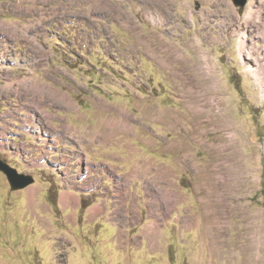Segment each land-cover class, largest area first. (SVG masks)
<instances>
[{
  "label": "rangeland",
  "instance_id": "1",
  "mask_svg": "<svg viewBox=\"0 0 264 264\" xmlns=\"http://www.w3.org/2000/svg\"><path fill=\"white\" fill-rule=\"evenodd\" d=\"M51 1L0 0V87L14 88L0 91V120L9 108L45 125L10 117L9 139L0 134V160L35 179L12 191L0 172V264H264V0ZM34 78L76 109L27 107L37 96L15 88ZM114 113L134 123L133 154L91 143ZM83 155L124 175L108 170L102 217L73 224L71 210L56 211L60 181H104L81 172ZM143 160L165 164L148 163L144 196L129 175ZM114 204L129 209L116 215L122 229L108 223Z\"/></svg>",
  "mask_w": 264,
  "mask_h": 264
},
{
  "label": "crops",
  "instance_id": "2",
  "mask_svg": "<svg viewBox=\"0 0 264 264\" xmlns=\"http://www.w3.org/2000/svg\"><path fill=\"white\" fill-rule=\"evenodd\" d=\"M72 100V99H71ZM73 101V100H72ZM74 102V101H73ZM114 111L115 110H119V111H123V112H127L129 115L130 113L126 110H121V109H114L112 108ZM22 111V110H21ZM8 112H9V108L6 109L4 112H3V115L1 116L2 117V120H0V134L1 136H5L6 138H8V125H9V122H10V117H8ZM106 112V111H104ZM18 113H21V112H18ZM49 115H50V118H49V121L51 122V120L54 118L52 116V114H50L49 112H47ZM115 114V113H114ZM23 114H21L20 116H22ZM5 116V117H4ZM25 116V113L24 115ZM115 116L117 117V120H118V115L117 113L115 114ZM12 117V116H11ZM17 118V119H16ZM21 118H18V117H13V120H11L14 124L15 121H19L22 123V120L20 121ZM114 120V119H112ZM116 121V119H115ZM133 122L131 123V132H130V135L128 134H120V135H117L115 138L111 139L110 141H100L98 139V134L100 133H103L104 132V129L102 132H97L93 137H92V140H91V143H100V144H108V143H111V142H118L120 145H124L126 146L128 149H129V152L131 154L135 153V149L129 145V143L125 142L127 139H135V138H138V135L135 133V127L133 126ZM155 124V123H153ZM52 125V124H51ZM23 126V124H22ZM45 126V125H43ZM105 126H106V123H105ZM141 126V125H140ZM55 127V126H54ZM143 127V126H142ZM18 128V127H17ZM25 128V127H24ZM134 128V129H133ZM145 128V127H143ZM56 130H61V132H55V135H59V138L62 136L64 137V139L66 140V136H65V132H64V129L62 128H56ZM146 130L148 131H152L150 128H145ZM155 132H153L154 134ZM19 135V134H17ZM20 136V135H19ZM133 136V137H132ZM22 137V136H21ZM23 138V137H22ZM22 138H18V140H21ZM9 139V138H8ZM148 139H143V141L146 143V144H149V145H153V142L154 141L153 139H151L150 141H146ZM24 141V140H23ZM68 141V140H66ZM69 143H71V141H68ZM21 143V142H20ZM19 143V144H20ZM77 144L79 143L78 141L76 142ZM4 143H1V147ZM68 144V143H67ZM154 144H155V141H154ZM60 147V146H59ZM79 147V145H78ZM133 149H132V148ZM80 148V147H79ZM69 150V149H67ZM70 151V150H69ZM5 153H8L7 151H3ZM2 153V152H1ZM25 153H26V150H25ZM23 156V155H22ZM110 157H112V155H109ZM82 162L85 161L86 164L83 165V164H80L82 166H79L78 168H80L81 172H85V174L88 175V177H91L90 179H103V184L101 185V182H98L97 181V185L94 186V188L91 186V183H83L82 181H78V185H70L69 187H65L64 186V183L60 181L61 183V187H60V193L59 194V203H57V206H56V211H60L61 212V208L65 209V210H71L72 211V215L69 217V221L70 223H73V224H76L77 221H81V218L80 217H83V219L85 220H88L89 222H95L98 218L102 217L106 212V200L108 197L112 199V196L113 194L111 193L112 191V188L111 187V184L109 181L110 179V176L108 174V170H111L113 171L114 173L117 172V174H120L116 169H114L113 167H110L109 165H107L106 163H102L101 165H97L95 166L94 163H99L97 161H89V160H86L84 159V155H83V158L81 160ZM149 162H153L157 165L159 164H162V165H165L163 163H156L155 161H146V160H143L141 162V166H139L138 168L134 169L131 173H129L130 177H131V184L133 181L135 180H142L143 181V190H144V194L143 196L151 189L154 188L155 186V183L153 181H149L148 180V174L145 173L144 170H148L147 168L149 167ZM65 163V162H64ZM92 164V165H89V164ZM168 166V165H166ZM169 167V166H168ZM61 170H65L63 166H60L59 167ZM77 168V170H78ZM89 168L91 170L87 171L86 169ZM79 170V171H80ZM53 172V171H52ZM77 173V172H76ZM140 175H139V174ZM120 175H124V173L120 174ZM128 175V176H129ZM105 182H108L109 183V186L106 187L105 186ZM145 182V183H144ZM95 184V182L93 183ZM92 184V185H93ZM90 185V186H89ZM64 187V188H63ZM131 187V186H129ZM153 187V188H151ZM86 188H90L88 191H85ZM92 188V189H91ZM108 188H111L109 189V194L108 195H105V189H108ZM80 189V190H79ZM131 193V192H130ZM168 193H165V194H161L159 196V200H164L166 203H169L168 199H166L165 197L167 196ZM69 195V196H68ZM95 197H99L101 199H103V202L102 203H98L96 202V200L94 199ZM91 199V202L89 203V205L83 210V206L81 205V203L83 202V200H90ZM138 201H139V197H138ZM114 202V201H113ZM157 204V203H156ZM140 207V206H139ZM141 208V207H140ZM114 213H113V218H110L108 220V223H111L112 225L118 227L119 229H122L123 226H122V223L119 221V220H116L118 213H121V212H124V213H128L129 209H128V206H126L125 209H120L118 208L117 209V206L114 204ZM142 209V208H141ZM143 211V209L141 210ZM146 212V215H144V213ZM80 213H82L83 215H79ZM142 213V212H141ZM144 213L142 214V219L144 220L145 218H143L144 216L149 218L148 217V214H147V210L144 211ZM158 215V214H157ZM127 216V215H126ZM128 227V226H126ZM133 228V227H131Z\"/></svg>",
  "mask_w": 264,
  "mask_h": 264
},
{
  "label": "bare ground",
  "instance_id": "3",
  "mask_svg": "<svg viewBox=\"0 0 264 264\" xmlns=\"http://www.w3.org/2000/svg\"><path fill=\"white\" fill-rule=\"evenodd\" d=\"M69 1L70 3V0H67ZM72 1V0H71ZM78 1V0H77ZM82 1V0H81ZM80 1V2H81ZM96 1V0H95ZM110 1V0H109ZM148 1V0H147ZM157 1V0H156ZM34 2V1H33ZM50 2L52 3V1L50 0ZM75 2V1H73ZM83 2V1H82ZM105 2V1H104ZM107 2V1H106ZM116 2V1H115ZM163 2V1H162ZM165 2V1H164ZM54 3V2H53ZM79 3V2H78ZM77 3V4H78ZM111 3V1H110ZM121 3V2H120ZM143 3V2H142ZM147 3V2H146ZM156 3V2H155ZM166 3V2H165ZM49 4V3H48ZM154 4V3H153ZM161 4V3H160ZM167 4V3H166ZM69 5V4H68ZM82 5V4H81ZM114 5V4H113ZM152 5V4H151ZM71 6V5H70ZM76 6V5H75ZM100 6H101V3H100ZM109 6V5H108ZM119 6V5H118ZM147 6V5H146ZM19 7V6H18ZM74 7V6H72ZM96 7V6H95ZM104 7V6H103ZM106 7V6H105ZM155 7V6H154ZM57 8V7H56ZM110 8V6H109ZM120 8V7H119ZM117 7V9H119ZM124 8V7H123ZM147 8V7H146ZM145 8V9H146ZM55 9V8H54ZM38 10V9H37ZM68 10V9H67ZM84 10L85 12V9H82ZM122 10V9H121ZM149 10V9H148ZM39 11V10H38ZM111 11V10H110ZM44 12V11H43ZM79 12V11H77ZM81 12V11H80ZM148 12V11H147ZM64 14V13H63ZM66 14V13H65ZM119 15V14H118ZM118 17V16H116ZM125 17V16H124ZM48 18V17H47ZM60 18V17H59ZM119 19V18H118ZM123 20V19H122ZM121 21V20H120ZM131 21V20H130ZM44 25V24H43ZM137 32V31H136ZM13 34H17L16 37H19L20 34H26L22 31H13ZM23 36V35H22ZM139 38V37H138ZM141 38V37H140ZM142 39V38H141ZM139 39V40H141ZM171 46V45H170ZM151 47V46H150ZM170 48V47H169ZM43 50V49H41ZM150 50V49H149ZM167 51V50H166ZM150 52V51H148ZM6 53V52H5ZM9 54V53H8ZM33 54V53H32ZM150 54V53H149ZM45 57V56H44ZM157 59V58H156ZM259 61V60H258ZM165 63V62H164ZM163 64V63H162ZM166 64V63H165ZM164 65V64H163ZM169 65V64H168ZM165 66V65H164ZM199 71V70H198ZM202 74V73H201ZM33 82L30 84H23V85H18L15 90H16V94L21 98H29L30 95H35L37 96L38 100H31V105H26L27 107H31V108H35L36 110L37 107L38 108H43L42 107V103L43 104H46L48 102H51L53 104H58L60 107H63L64 109H66V111H74L76 109L75 105H74V102L65 94L63 93V91H61L59 88H56L54 86H52L51 84H41L40 81L37 80V78H34L32 80ZM54 85V84H53ZM4 89V90H3ZM211 89V88H210ZM14 90V88H12V86H5V87H0V91H5V93H9V92H12ZM19 99V100H20ZM22 100V99H21ZM20 100V101H21ZM46 106V105H45ZM21 110L23 109H20L18 110L17 112H20ZM43 110V109H42ZM203 110V109H202ZM111 111V109H110ZM117 111V110H116ZM209 111V110H208ZM119 112V111H118ZM121 112V111H120ZM222 112V111H221ZM44 113V112H43ZM46 115L50 116L46 111H45ZM125 113V112H124ZM205 113V112H204ZM203 113V114H204ZM106 114V113H105ZM208 114V113H207ZM125 115V114H123ZM129 115V114H127ZM216 115V114H215ZM16 117V112L14 111H9L8 112V117ZM121 116V115H120ZM159 116V115H158ZM5 117V116H4ZM123 117H126V116H122V119L121 120H118V122H112V121H107V124H106V128L104 130L103 133L101 134H98L99 136V140L101 139V141H108L110 138H112L113 136H115L117 133L121 134V133H126V132H129L131 131L130 130V127H128V120L127 118H123ZM129 117V116H128ZM211 117V116H210ZM217 117V116H215ZM131 118V117H130ZM17 119V118H16ZM213 119V118H212ZM22 120V119H21ZM20 120V121H21ZM117 120V119H116ZM132 121V120H131ZM22 123H24L25 127H30V128H35L39 131H42L44 128L43 126H41L40 124H38L36 122V116L31 114L30 112H28L27 114V119H24L22 120ZM131 124V123H130ZM173 124V123H172ZM128 125V126H127ZM176 125V124H175ZM219 127V126H218ZM219 130V129H218ZM58 131H61V130H58ZM217 131V130H216ZM231 131V130H230ZM128 134V133H126ZM133 137V136H132ZM111 140V139H110ZM214 145V144H213ZM232 146V145H231ZM213 147V146H212ZM217 149V148H216ZM233 149V148H232ZM231 149V150H232ZM229 151V150H228ZM235 153V152H234ZM235 161V160H234ZM233 161V162H234ZM191 162V161H190ZM225 162V161H224ZM228 162V161H227ZM229 163V162H228ZM231 164V163H230ZM235 164V163H233ZM222 165V164H221ZM225 165V164H224ZM231 166V165H230ZM234 166V165H233ZM232 166V167H233ZM227 167V166H226ZM236 167V166H235ZM239 167V166H238ZM222 168V167H221ZM88 171H89V168H87ZM246 169V168H245ZM231 170V169H230ZM147 171V170H146ZM220 171V170H219ZM218 171V172H219ZM222 171V170H221ZM226 171V170H225ZM233 171V170H232ZM211 172V171H210ZM214 171H212L213 173ZM166 173V172H165ZM164 173V174H165ZM224 173V172H223ZM238 173V172H237ZM236 173V174H237ZM139 174V173H138ZM163 174V173H162ZM168 174V173H167ZM216 174V173H215ZM220 174V173H219ZM140 175V174H139ZM207 175V174H205ZM212 175V174H211ZM225 175V174H224ZM230 175V174H229ZM248 175V174H247ZM235 176V175H234ZM169 177V176H168ZM238 178V177H237ZM213 179V178H212ZM211 180V179H209ZM238 181V180H237ZM214 182V181H213ZM145 183V182H144ZM212 183V182H211ZM224 183L228 184L226 181H224ZM217 185V184H216ZM219 185V184H218ZM222 185V183H221ZM228 185H226L227 187ZM212 187V186H211ZM223 187V186H221ZM238 187V186H237ZM248 187V186H247ZM210 188V187H209ZM214 188H217V187H214ZM219 188V187H218ZM238 189V188H237ZM218 190V189H217ZM235 191V190H234ZM245 191V190H244ZM238 193V192H237ZM242 193V192H241ZM213 194V193H212ZM218 194V193H217ZM232 195V194H231ZM69 196V195H68ZM166 198V197H165ZM173 198V197H172ZM226 198V197H225ZM168 199H169V195H168ZM178 199V198H177ZM225 201V200H224ZM228 205V204H227ZM212 206V204H211ZM216 206V205H215ZM226 216V215H225ZM224 218V217H223Z\"/></svg>",
  "mask_w": 264,
  "mask_h": 264
},
{
  "label": "water",
  "instance_id": "4",
  "mask_svg": "<svg viewBox=\"0 0 264 264\" xmlns=\"http://www.w3.org/2000/svg\"><path fill=\"white\" fill-rule=\"evenodd\" d=\"M232 1L234 5L239 9L247 7L249 2V0ZM0 172L6 176L12 191L25 190L35 183V179L33 176L19 173L17 169L11 167L9 164L2 160H0Z\"/></svg>",
  "mask_w": 264,
  "mask_h": 264
},
{
  "label": "trees",
  "instance_id": "5",
  "mask_svg": "<svg viewBox=\"0 0 264 264\" xmlns=\"http://www.w3.org/2000/svg\"><path fill=\"white\" fill-rule=\"evenodd\" d=\"M83 207L86 208V205H84Z\"/></svg>",
  "mask_w": 264,
  "mask_h": 264
}]
</instances>
